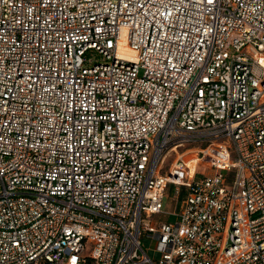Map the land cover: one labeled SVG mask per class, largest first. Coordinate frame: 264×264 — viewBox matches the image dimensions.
Segmentation results:
<instances>
[{"label": "built area", "instance_id": "obj_1", "mask_svg": "<svg viewBox=\"0 0 264 264\" xmlns=\"http://www.w3.org/2000/svg\"><path fill=\"white\" fill-rule=\"evenodd\" d=\"M0 264H264V0H0Z\"/></svg>", "mask_w": 264, "mask_h": 264}, {"label": "rangeland", "instance_id": "obj_2", "mask_svg": "<svg viewBox=\"0 0 264 264\" xmlns=\"http://www.w3.org/2000/svg\"><path fill=\"white\" fill-rule=\"evenodd\" d=\"M175 186H169L166 192V197L164 198V211L165 212H175L177 211V207H176V201L173 199V193L175 191ZM154 219L156 220H163L166 222H175L176 221V217L174 215H168V214H162L160 216L154 217ZM141 244L142 246L145 248V250H147L148 255L152 258V259H156L157 256L153 251V242H151V240L146 237L145 235L141 238ZM83 256H85V252L83 254Z\"/></svg>", "mask_w": 264, "mask_h": 264}, {"label": "bare ground", "instance_id": "obj_3", "mask_svg": "<svg viewBox=\"0 0 264 264\" xmlns=\"http://www.w3.org/2000/svg\"><path fill=\"white\" fill-rule=\"evenodd\" d=\"M126 54H127V55H125L126 57H128V58L132 57V55H130L131 54L130 52H126Z\"/></svg>", "mask_w": 264, "mask_h": 264}]
</instances>
